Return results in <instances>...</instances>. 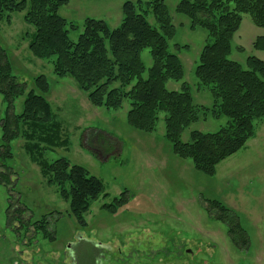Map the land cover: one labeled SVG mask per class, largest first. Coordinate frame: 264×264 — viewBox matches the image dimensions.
<instances>
[{"label": "rangeland", "instance_id": "374dc122", "mask_svg": "<svg viewBox=\"0 0 264 264\" xmlns=\"http://www.w3.org/2000/svg\"><path fill=\"white\" fill-rule=\"evenodd\" d=\"M127 1L138 0H68L59 13L77 25L70 30L71 39L77 41L87 17L105 20L112 29L118 27ZM165 1L176 27L170 49L185 67L184 80H171L167 87L180 90L185 81L195 104L211 107L212 93L198 84L195 73L202 49L211 42L208 31L191 28L189 18L176 11L180 0ZM148 18L156 25L153 15ZM34 30L24 20V12L13 13L11 24L0 22V37L10 47L15 74L28 83L27 89L34 87V76L46 75L55 120L62 125V138L69 140L64 146L47 148L42 159L67 158L84 166L104 182L109 197L95 201L86 214L87 225L79 227L69 202L59 195L56 185L47 183L39 160L27 151L26 140H13L11 154L0 156V173L10 172L13 181L11 186L0 183V264H264V124L257 122L256 137L222 161L215 175H207L197 170L191 159L173 152L165 138L164 113L157 131L135 129L127 120L129 100L125 99L119 109L98 107L72 77H58L52 59H39L29 50L30 36L26 34ZM258 36H264V27L244 14L230 58L244 66L249 56L264 61V51L252 45ZM176 45L184 47L178 50ZM142 58L147 77L153 65L149 48ZM24 99L25 95L16 100V114L23 112ZM6 114L0 94L2 155L1 121ZM228 120L226 116L202 117L185 129L181 139L190 142L195 130L217 132ZM126 189L129 201L123 207L115 213L102 209L103 203L112 202ZM213 200L238 214L250 237L247 249L237 247L228 235V226L209 215L206 207ZM12 203L27 211L14 215L13 207L10 214L15 223L9 225ZM44 218L48 219V230L55 232V240L36 231L34 222Z\"/></svg>", "mask_w": 264, "mask_h": 264}, {"label": "trees", "instance_id": "16d2710c", "mask_svg": "<svg viewBox=\"0 0 264 264\" xmlns=\"http://www.w3.org/2000/svg\"><path fill=\"white\" fill-rule=\"evenodd\" d=\"M67 2L0 0V22L11 24L13 13L24 12V20L35 28L26 34L30 36L31 53L39 59H52L55 74L60 78L72 77L95 106L119 109L125 99L129 100L127 120L135 129L157 131L164 113L165 138L172 144L173 152L180 158L191 159L195 168L207 175H215L222 161L256 137V125L264 124V61L249 56L244 66L230 55L244 14H249L255 25L264 27V0H180L176 6L178 13L189 18L191 28H205L211 39L202 49L195 71L198 84L212 93L211 107L195 104L191 87L185 81L180 90L167 87L171 80H184L185 67L179 55L170 49L176 27L165 0L127 1L122 22L114 29L105 20L87 17L77 41L70 37V30L77 25L59 13ZM150 15L156 25L149 20ZM1 37L0 94L7 114L1 121V146L5 150L0 156L10 155L11 142L23 137L29 154L39 160L47 183L57 186L59 195L69 202L79 227L84 228L92 204L109 197L106 186L87 168L67 158L52 162L42 159L47 148L69 143L68 138H62V125L55 120L56 113L48 98L51 84L46 75L40 74L33 77L34 87L27 89L28 83L15 74L10 47ZM252 45L264 51V36H258ZM183 47L176 45L178 50ZM147 48L153 65L144 77L142 53ZM23 95V112L16 114L15 102ZM209 116L216 119L226 116L229 120L217 132L195 130L190 142L182 141L187 127ZM3 174L6 177H1L0 183L11 186L12 174L0 173ZM128 193V189L124 190L112 202L103 203L102 209L115 213L129 201ZM13 207L12 203L8 210L9 225L15 223L10 214ZM206 209L211 217L228 226V235L237 247H249L250 237L232 208L213 200ZM26 211V207H14L12 213L22 216ZM47 223V218L35 221L36 231H42L50 241L55 240L56 234L48 230Z\"/></svg>", "mask_w": 264, "mask_h": 264}]
</instances>
